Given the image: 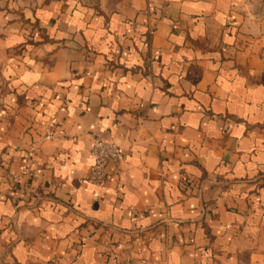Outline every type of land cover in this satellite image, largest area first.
<instances>
[{
    "label": "crops",
    "instance_id": "1",
    "mask_svg": "<svg viewBox=\"0 0 264 264\" xmlns=\"http://www.w3.org/2000/svg\"><path fill=\"white\" fill-rule=\"evenodd\" d=\"M0 264H264V0H0Z\"/></svg>",
    "mask_w": 264,
    "mask_h": 264
},
{
    "label": "built area",
    "instance_id": "2",
    "mask_svg": "<svg viewBox=\"0 0 264 264\" xmlns=\"http://www.w3.org/2000/svg\"><path fill=\"white\" fill-rule=\"evenodd\" d=\"M45 137H50V133ZM90 155L92 162L87 178L92 184L105 186L120 174L125 155L117 144L95 137L92 140Z\"/></svg>",
    "mask_w": 264,
    "mask_h": 264
},
{
    "label": "rangeland",
    "instance_id": "3",
    "mask_svg": "<svg viewBox=\"0 0 264 264\" xmlns=\"http://www.w3.org/2000/svg\"><path fill=\"white\" fill-rule=\"evenodd\" d=\"M36 2L38 1V2H40V1H44V0H35Z\"/></svg>",
    "mask_w": 264,
    "mask_h": 264
}]
</instances>
